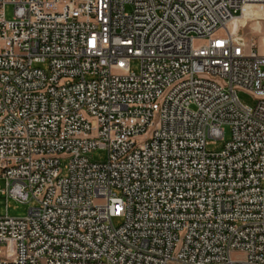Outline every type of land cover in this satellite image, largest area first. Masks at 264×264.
Returning <instances> with one entry per match:
<instances>
[{"label":"built area","instance_id":"built-area-1","mask_svg":"<svg viewBox=\"0 0 264 264\" xmlns=\"http://www.w3.org/2000/svg\"><path fill=\"white\" fill-rule=\"evenodd\" d=\"M263 7L0 0V264H264Z\"/></svg>","mask_w":264,"mask_h":264},{"label":"rangeland","instance_id":"rangeland-1","mask_svg":"<svg viewBox=\"0 0 264 264\" xmlns=\"http://www.w3.org/2000/svg\"><path fill=\"white\" fill-rule=\"evenodd\" d=\"M264 10V7L261 8ZM257 11H261L260 9ZM255 9L251 8L248 11V16H253L252 18H245L241 22V32L248 39L258 40L261 44L262 51L264 52V15H259ZM260 16L262 19H260ZM6 17L8 20H12L14 17V6L7 5L6 7ZM259 18V19H258ZM141 68V61L139 59L132 60V69L136 72H139ZM88 79H91L92 76H88ZM239 97L241 101L249 106H255L257 101L245 91H239ZM231 138V128L226 127V137L225 140H214L210 139V145L208 150L210 152H218L224 148V145ZM91 159L94 162H104L108 158V151L106 149H97L91 155ZM67 162V161H65ZM0 185L5 186V181L0 179ZM264 186V181H263ZM119 193V192H118ZM34 203H19L13 199L7 200V197L0 195V217L10 216V217H24L29 214V211L34 207ZM123 218H115L114 224L120 226L123 223ZM240 257V255H234Z\"/></svg>","mask_w":264,"mask_h":264},{"label":"bare ground","instance_id":"bare-ground-1","mask_svg":"<svg viewBox=\"0 0 264 264\" xmlns=\"http://www.w3.org/2000/svg\"><path fill=\"white\" fill-rule=\"evenodd\" d=\"M251 8H249L248 10H246V12H245V16L242 18V19H239V20H235V21H233L232 23H231V25H230V28L232 29V30H237V29H239V28H241V22L245 19V18H252L253 16H248V17H246L247 16V14H248V11L250 10ZM259 15H261V14H259ZM264 15V14H263Z\"/></svg>","mask_w":264,"mask_h":264}]
</instances>
